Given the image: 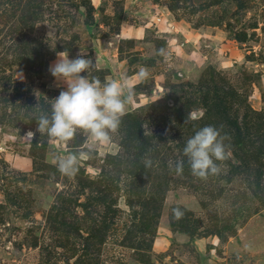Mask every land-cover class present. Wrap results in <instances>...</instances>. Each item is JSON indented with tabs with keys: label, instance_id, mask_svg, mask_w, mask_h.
<instances>
[{
	"label": "rangeland",
	"instance_id": "rangeland-1",
	"mask_svg": "<svg viewBox=\"0 0 264 264\" xmlns=\"http://www.w3.org/2000/svg\"><path fill=\"white\" fill-rule=\"evenodd\" d=\"M62 51L134 90L73 177L51 158L82 130L25 136L66 90ZM207 125L228 158L200 179L183 149ZM0 264H264V0H0Z\"/></svg>",
	"mask_w": 264,
	"mask_h": 264
},
{
	"label": "clouds",
	"instance_id": "clouds-1",
	"mask_svg": "<svg viewBox=\"0 0 264 264\" xmlns=\"http://www.w3.org/2000/svg\"><path fill=\"white\" fill-rule=\"evenodd\" d=\"M50 32L48 33V36ZM158 55L167 62L171 53L166 48H160ZM57 59L49 66V72L57 81L66 85L58 97L52 100L50 112H41L35 116L37 128L29 130L25 136L34 139L38 132L47 135L51 140L68 142L77 130H82L87 136V150H76L66 155L53 154L51 162L58 171L67 177L75 176L82 161L88 159L98 144H108L112 134L119 129L121 118L126 108L134 98V90L129 78H106L104 83L96 77H91L94 68L92 59L85 58V52H80L76 58L70 59L68 51L56 53ZM87 72V76L81 73ZM150 75L146 67L141 66L136 76L147 79ZM198 119L195 111H189L185 123ZM184 156L194 176L207 179L209 175H218L221 171L217 161L228 158L226 145L219 130L207 125L200 128L186 141ZM145 167L150 168L152 161L145 160ZM183 161L175 163L176 172L182 173ZM179 218L182 212L174 209Z\"/></svg>",
	"mask_w": 264,
	"mask_h": 264
}]
</instances>
